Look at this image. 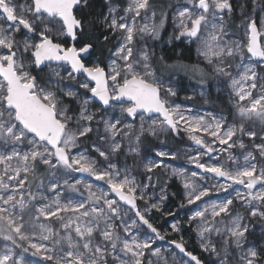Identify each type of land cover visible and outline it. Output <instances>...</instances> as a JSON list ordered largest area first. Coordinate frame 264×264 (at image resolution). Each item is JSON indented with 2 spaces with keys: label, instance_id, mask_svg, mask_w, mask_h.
<instances>
[{
  "label": "snow or ice",
  "instance_id": "1",
  "mask_svg": "<svg viewBox=\"0 0 264 264\" xmlns=\"http://www.w3.org/2000/svg\"><path fill=\"white\" fill-rule=\"evenodd\" d=\"M157 9L153 0L125 7L103 0L99 10L95 0H0V264H206L183 237L168 249L155 246L165 237L148 214L168 195L148 190L160 168L182 179L188 205L226 194L188 217L200 249L214 257L207 264H264V0H253L251 10L239 5V33L233 0L179 5L170 42L195 43L203 66L156 56L149 42L168 18ZM157 65L198 76L202 88L211 77L229 93L226 108L193 115L175 103L177 87L163 82ZM181 132L202 149L188 161L217 183L197 184L203 175L165 164L178 159L170 149L155 151V160L141 155L147 137ZM121 153L123 163L112 162ZM214 153L220 158L201 163ZM171 229L179 233V222Z\"/></svg>",
  "mask_w": 264,
  "mask_h": 264
},
{
  "label": "rangeland",
  "instance_id": "2",
  "mask_svg": "<svg viewBox=\"0 0 264 264\" xmlns=\"http://www.w3.org/2000/svg\"><path fill=\"white\" fill-rule=\"evenodd\" d=\"M181 1L182 2L179 5L186 3V0H181ZM257 2H258V0H257ZM179 5H176L175 7H173L168 12V18L166 20L164 29L161 31L160 38L158 40H155V41H150L149 43H150L151 47L154 49L156 56L160 57V56H162V54H161L162 48H168V47L172 46L173 44H175L176 42L181 41L184 44H186L187 46H190L193 48V50H194L193 51V58H192L193 62L190 64L182 62L179 59L180 51L177 50L175 52V55L173 56V60H171L170 62H168L166 64H174L177 62L182 63V64H187V65H193V64H197V63L202 64V61L198 58L197 51H196L197 45L195 43H190L186 39L171 40V42H170V37L174 33L175 21H174L173 17H174L175 12L179 9ZM105 11H107V9ZM238 13H240V10H238ZM122 14L123 13H121V15ZM139 22L144 23L143 20H140ZM239 23H240V21H239ZM165 27H166V29H165ZM239 31L240 30L237 28L236 32L239 33ZM231 38L238 39L239 35L233 36ZM114 43H115V40H114ZM91 59L92 58H90V60ZM106 63H107V61H106ZM202 66H203V64H202ZM157 67L159 68V66H157ZM159 69L160 70L158 72V75L163 80V82L165 84H169V83L175 84V86L177 87L178 94L176 97L173 98L175 103L180 104L182 107L192 108L193 109V112H192L193 115H196L198 113L202 114L204 112L218 110L220 107L226 108V102L229 100V93L223 86L217 87V82L215 80H212L211 77L209 78L211 81V86L209 87L206 85L205 87L202 88L198 83L199 77L198 76L194 77L193 74L190 72H185L184 70L164 69L162 67ZM208 71H210V69ZM201 91H204V93H205L204 96L200 95ZM186 96H192L193 99L192 100H185L184 98ZM90 107L93 111H95V110L100 108V105L98 103H96V104H92ZM153 118H155V116H153ZM145 119L148 120V116H145ZM126 122H133V121L131 120V118H129V120ZM134 123L136 124L137 127L139 126V123H140L139 117L136 118ZM178 138L179 139L177 140L176 146L169 147V146H167V140H165L164 136L160 137L159 139H157L155 137H147V139H145L144 143L141 145V155L147 156L148 159H150V160H155L156 159V157L154 155L155 151H157V150L168 151L170 149L171 151L178 152V159L172 160L169 158H164L165 164L171 165L172 168H183V169H185L186 174H188V175H190L192 172H197L200 175H203L204 176L203 180H201L199 178V176L196 178L195 182L197 184H202L204 186L210 187L211 185L217 183L218 181L213 180L211 177V174H204L202 169H198L195 164L190 163L187 159L188 156H193V157L196 156L197 151H202V149H200L199 146L195 145L191 140H189L188 137L183 132H181V134L178 136ZM91 139H94V137H91ZM161 141H164V143L162 144ZM245 142L247 143L248 141L245 140ZM124 143H125V152H126L127 151L126 141ZM239 152H240V150L237 149V150H235L234 154L239 155ZM90 155H92L93 157H96L98 159H101L98 157V154L95 153L94 151L90 152ZM140 158L141 157H137L136 159H140ZM218 158H220V157L216 153L211 154V156L205 155V156L201 157V163H212V162H215ZM124 160H125V156L123 153H121V155L118 158H114L112 162L122 164ZM242 162L243 161L241 158V163ZM128 163L131 164L132 159L129 158ZM139 171H140V173L144 172V169L142 166L140 167ZM151 175L153 176L152 183L155 185V187L150 188L148 190L150 195L154 194L155 197L158 198L160 195L161 188H165L167 195H169L168 188H169V186L171 187V184H173L174 187H176V188L171 189L172 192L174 193L175 190L178 189L177 191L181 192L182 202H183V207L180 209V212L174 211L173 213H170L171 214L170 216H172V217L170 218V221L168 224L169 229L165 230L163 232L159 231L161 233V235H163L165 237V239L162 241L157 240L155 243V246L161 247L164 249H168V248H170L169 242L171 240H179L181 237H183L186 244L188 243V241L192 242V244H190L191 248H193V250H195L196 254L199 255L200 257H202V255H204L203 257L206 258L205 262L207 263L210 258H214V257H210L208 253H204L200 249V247H199L200 241H199V238L197 237L196 231H195L196 223L189 224L188 223V217L192 214L193 211H195L197 209V205H199L200 207H203L204 204L207 202L217 201L219 199H223L226 194L223 192H219V193L213 192L210 197L204 198L203 202L198 201L197 205H188L187 201H186V195H185L186 190L183 187L182 179L179 177L171 175V169L170 168L168 170H165L163 168L156 169V170H154V172ZM74 178L75 179H82V180H85L86 182H91L100 188H105L104 182L95 181L94 178L89 177L87 174H75ZM138 178L143 180L145 183L147 182L146 176H144V175H139ZM219 182H222V181H219ZM105 190H107V189L105 188ZM65 193L69 196V198L73 199L74 201L82 199L81 196H79L75 193L66 192V191H65ZM48 195L51 198L55 195V193H48ZM227 195L234 196L235 193L230 191ZM85 196H87V195H85ZM83 198H86V197H83ZM167 199L163 202L162 209H168L169 208L168 206H166ZM155 202H156L155 198L150 201V203H155ZM137 203H138V206L140 208H144L146 206L144 201H138ZM236 210L240 211L242 214L246 215V211L243 208H241L239 202L236 203ZM148 215H149V219L151 222V219H152L151 218V212ZM175 222H179V224L181 226V231L179 233H175L171 229V224L175 223ZM183 231H185V232H183ZM258 232H259V228L257 229V233ZM249 238L258 240V236L256 234H254L253 236H250ZM171 251L176 252L178 254V250L174 249V247L171 248ZM188 251H190V250H188ZM32 259L39 261V259H36V258H32ZM185 259H187V258L185 257Z\"/></svg>",
  "mask_w": 264,
  "mask_h": 264
},
{
  "label": "trees",
  "instance_id": "3",
  "mask_svg": "<svg viewBox=\"0 0 264 264\" xmlns=\"http://www.w3.org/2000/svg\"><path fill=\"white\" fill-rule=\"evenodd\" d=\"M117 2L122 6L125 7L128 3V0H117ZM182 1L181 0H153V3L156 4L158 6L159 10V6H163L164 9L169 12L173 7H175L176 5H179ZM96 3V8L97 10H99L100 5L103 3V0H95ZM243 3L247 6L248 10H251V8L253 7V0H233V4L234 6H236V11L234 12L233 16H232V20H233V30L236 31L237 28L235 27V25H237L240 21V13H238L239 9V5ZM171 6V7H169ZM106 10V8L104 9V11ZM167 27V26H166ZM165 27V29H166ZM166 32V31H165ZM114 43V39L113 41L110 42L109 47H111V44ZM179 50L180 54H179V59L182 62L185 63H192L193 60V48L190 46H187L186 44H184L183 42L179 41L176 42L175 44H173L172 46L168 47V48H162L161 49V54L164 57V62L168 63L171 60H173V56L175 55V52ZM105 55H107V52H105ZM91 57H89V61ZM104 63L106 64V60L104 61ZM160 67V65H157ZM191 102V101H190ZM91 139V138H90ZM178 136H176L175 134H171L167 137H165V140H167V146L169 147H173L176 146L177 144V140H178ZM41 171L43 172L44 170L41 169ZM176 187H174L173 184H171V187L169 186L168 191H169V195H168V199L166 202V206H168V209H161L160 211H157L155 209H153L151 211V223H153V225L158 229V231H165L169 229V221L170 218L172 216H170V213H173L174 211L176 212H180V209L183 207V202H182V195L180 191H177L178 189L175 190V192L173 193L171 189H174ZM66 192H68V190H65ZM79 196H81L79 193H75ZM85 195H87V193H84L83 197H86ZM54 227H58V225H54ZM185 232V231H183ZM192 242L188 241V243L186 244V247L188 250L192 251L194 254H196L195 250H193V248H191ZM204 255H202L201 259H203L204 261L206 260V258L203 257ZM36 259H39V257H33ZM207 264V263H206Z\"/></svg>",
  "mask_w": 264,
  "mask_h": 264
},
{
  "label": "water",
  "instance_id": "4",
  "mask_svg": "<svg viewBox=\"0 0 264 264\" xmlns=\"http://www.w3.org/2000/svg\"><path fill=\"white\" fill-rule=\"evenodd\" d=\"M146 116H147V114H146Z\"/></svg>",
  "mask_w": 264,
  "mask_h": 264
}]
</instances>
